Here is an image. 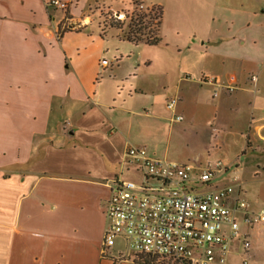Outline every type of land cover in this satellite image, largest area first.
<instances>
[{
	"label": "crops",
	"instance_id": "crops-1",
	"mask_svg": "<svg viewBox=\"0 0 264 264\" xmlns=\"http://www.w3.org/2000/svg\"><path fill=\"white\" fill-rule=\"evenodd\" d=\"M46 1L0 0V264H138L132 253L121 261L112 248L102 254L103 207L114 179L108 168L128 164L129 145L166 155L174 124L163 150L134 133L136 117L160 129L165 119L150 116L155 94L150 82H138L145 74L140 60H130V52L104 58V33L94 29L93 13L111 20L138 3L159 7L157 34L160 43L165 30L176 35V64L158 70L147 61L146 70L164 78L163 91L177 99L171 122L185 121L186 131L201 121L215 145L213 137L235 124L247 146H264V0H62L66 12ZM64 23L70 29L57 38ZM122 62L124 76L133 77L115 78L107 95L98 92L101 73L110 67L107 76L115 75ZM241 229L255 257L264 223Z\"/></svg>",
	"mask_w": 264,
	"mask_h": 264
},
{
	"label": "built area",
	"instance_id": "built-area-1",
	"mask_svg": "<svg viewBox=\"0 0 264 264\" xmlns=\"http://www.w3.org/2000/svg\"><path fill=\"white\" fill-rule=\"evenodd\" d=\"M46 6L66 12L69 3L47 0ZM151 8L138 3L128 16L147 14ZM125 18L117 13L110 19ZM69 29L67 23L62 24L57 38ZM101 64L107 65V61L102 60ZM176 102V98H171L167 108L173 110ZM174 119L181 121L182 116ZM125 156L141 180L109 181L110 194L103 207L106 224L102 254L109 252L117 238L125 240L138 264H227L237 246L241 245L246 254L249 252L251 241L241 226L263 224L264 208L253 209L242 197L237 177L213 184L222 173L220 162L214 168H200L151 157L139 145H129ZM124 259L119 254L115 261ZM242 263L247 264V259L243 258Z\"/></svg>",
	"mask_w": 264,
	"mask_h": 264
},
{
	"label": "rangeland",
	"instance_id": "rangeland-1",
	"mask_svg": "<svg viewBox=\"0 0 264 264\" xmlns=\"http://www.w3.org/2000/svg\"><path fill=\"white\" fill-rule=\"evenodd\" d=\"M166 3H172V1L168 0ZM186 3H189V0H186ZM134 9L135 7L133 10ZM131 11L123 12V14L128 17ZM167 13H169V10ZM93 14L94 29L104 33L105 49L107 50L104 54V58L108 61H111L113 56L120 59V53L126 54L130 52V60L139 59V69H145V74L143 73L142 75H138V82H150L151 84H148V87L151 90L149 91V95L152 96V92L155 94L154 100L156 104V111H154L153 115L150 116H161L165 119L163 122L164 124H162L163 126L160 129V124L156 125L151 118L136 117L133 121L134 133L138 134L139 131H142V134L146 136L150 143L163 150L167 144V127L170 124H174V131L173 135L170 137L171 141L167 154L163 155L161 153L157 155V157H166L176 162L189 163L200 168H214V164L216 162H220L222 174H219L213 182H226L231 180L233 177H237L240 181V187L243 193L244 188H246V194L242 195V197L249 202L251 207L256 209L264 208L263 145L252 144L251 146H247L245 132L239 131L237 129L238 126L235 124L233 128L226 126L222 129L218 136L213 137V140L217 142L215 145L214 142L211 143V137H209L203 129L201 121H199L197 128H189L186 131H181L180 129L182 127V123L185 121L180 123L171 122L170 119L172 117V113L176 112V105L173 110L167 109V102L170 101L172 97L168 95L167 91H163V88L161 87L162 82L164 81L165 83V79L159 78L161 77L159 74H157L159 79L155 76L152 77L150 75L152 70H146V62L152 61L158 70H163V67L166 65L174 66L177 59L175 56V47L173 45L175 39L177 38L176 35H174L170 30H165L164 33L160 34L163 41L158 45H149L145 42H139L134 45L125 39V34L128 29V21H124L123 25L121 24V21H118L120 25H122L121 31L119 26L110 24V21L113 19H105L108 15L95 12ZM98 21L100 22L99 27H97ZM111 22L115 23L116 21ZM152 29H154V26H152ZM123 58L124 61H127V56H123ZM116 65L117 64L112 65L113 69L116 68ZM109 69L111 68L108 67L107 71H105L106 73H101L99 77V85L97 86V91H105V95L108 94L107 87L114 84L113 81L115 78H121V76L123 77L128 70L126 69V62H122L119 65V68L115 70V75H110V77H108L107 72H109ZM133 74L130 73V77L124 76L123 78H126L127 82H129V80L133 77ZM132 81L135 80L133 79ZM154 83H156V85H152ZM118 85H121V83ZM168 86L171 85L168 84ZM164 88L166 87L164 86ZM152 101L153 98H150V103ZM115 106L118 105L115 104ZM116 110L117 109L113 111V115H119V117L124 119L126 114ZM104 111L110 112L107 108H105ZM142 111L145 112L144 110ZM70 129L71 132L74 130L73 128ZM108 170L110 173L114 174V178L131 180L135 183H139L141 180V175L137 173L129 164H115L110 166ZM109 253L110 252H107L106 255L109 256ZM119 253H121V255L125 258H127L131 253L125 244V240L121 238L116 239L110 255L113 258H117ZM243 258L247 259V264H264V244L255 257L249 255V252L246 254L241 245L237 246L236 249L230 253L227 263L243 264Z\"/></svg>",
	"mask_w": 264,
	"mask_h": 264
},
{
	"label": "trees",
	"instance_id": "trees-1",
	"mask_svg": "<svg viewBox=\"0 0 264 264\" xmlns=\"http://www.w3.org/2000/svg\"><path fill=\"white\" fill-rule=\"evenodd\" d=\"M128 20V29L125 34V39L132 43L137 44L139 42H145L149 45H158L161 42L160 37L157 34V29L161 18V9L159 7L152 6L151 10L147 14L138 13L135 16L126 17ZM111 25L119 26L120 23L110 22ZM154 26V29H152ZM139 259H142L139 257Z\"/></svg>",
	"mask_w": 264,
	"mask_h": 264
}]
</instances>
